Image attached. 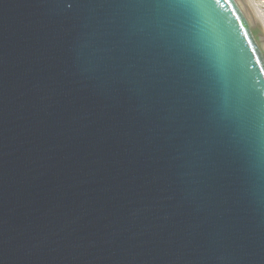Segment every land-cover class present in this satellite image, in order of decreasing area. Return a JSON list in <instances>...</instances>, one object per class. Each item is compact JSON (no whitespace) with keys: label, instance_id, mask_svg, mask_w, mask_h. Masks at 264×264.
<instances>
[{"label":"water","instance_id":"1","mask_svg":"<svg viewBox=\"0 0 264 264\" xmlns=\"http://www.w3.org/2000/svg\"><path fill=\"white\" fill-rule=\"evenodd\" d=\"M261 94L249 0H0V264H264Z\"/></svg>","mask_w":264,"mask_h":264},{"label":"snow or ice","instance_id":"2","mask_svg":"<svg viewBox=\"0 0 264 264\" xmlns=\"http://www.w3.org/2000/svg\"><path fill=\"white\" fill-rule=\"evenodd\" d=\"M221 0H193L194 5L200 9H211L213 3L220 4ZM264 99V94L260 96Z\"/></svg>","mask_w":264,"mask_h":264},{"label":"rangeland","instance_id":"3","mask_svg":"<svg viewBox=\"0 0 264 264\" xmlns=\"http://www.w3.org/2000/svg\"><path fill=\"white\" fill-rule=\"evenodd\" d=\"M252 1L258 7V9L261 11L262 16L264 18V0H252Z\"/></svg>","mask_w":264,"mask_h":264},{"label":"bare ground","instance_id":"4","mask_svg":"<svg viewBox=\"0 0 264 264\" xmlns=\"http://www.w3.org/2000/svg\"><path fill=\"white\" fill-rule=\"evenodd\" d=\"M249 1H250L251 5L253 6L255 12L257 13V15H258V17H259V19H260V21H261L263 27H264V18H263V16H262L261 11H260V10L258 9V7L253 3L252 0H249Z\"/></svg>","mask_w":264,"mask_h":264}]
</instances>
